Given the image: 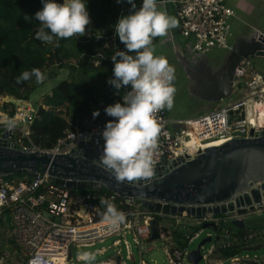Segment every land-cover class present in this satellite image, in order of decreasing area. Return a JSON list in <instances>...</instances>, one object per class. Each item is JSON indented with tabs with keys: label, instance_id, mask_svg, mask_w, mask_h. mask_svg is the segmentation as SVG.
<instances>
[{
	"label": "built area",
	"instance_id": "built-area-1",
	"mask_svg": "<svg viewBox=\"0 0 264 264\" xmlns=\"http://www.w3.org/2000/svg\"><path fill=\"white\" fill-rule=\"evenodd\" d=\"M122 4L121 16L130 12L131 9V7H125L127 3ZM161 4L174 9L179 22V33L189 46L187 55L190 58L206 57L214 48L229 51L232 49L227 39L230 35L229 22L232 18H236V13L227 6L226 0H163ZM140 6L141 3H138L137 8ZM116 39L114 32L112 41L116 42ZM99 59L100 63H97ZM105 60L104 55H98L94 64L100 66ZM169 65L172 66L170 63ZM248 70L253 74V80L248 84L252 93L245 100L187 121L169 120L167 109L155 114L160 124V133L153 151L154 174L165 167L171 168L170 171L180 167L183 163L195 159L200 153L209 149L208 146L212 144H226L240 139H256V135L264 132V103L262 101L260 103L262 110H257L251 105L256 98L264 99V77L246 62L239 66L237 76L243 80ZM258 88L261 91H258ZM127 90L129 89H125V94ZM1 99L4 105L0 112V132L11 130L13 137L9 141L27 152L69 155L72 150L80 146L87 150L89 148L103 149L104 141L101 133L105 125L88 121L85 127L75 126L74 130L68 132L51 150L42 151L32 145L27 146L24 141L28 139L30 142V126L37 111L31 107L30 103L22 102L19 106L23 108L15 107V115L11 117L12 108L5 109L4 106L8 103L4 98ZM241 108L245 109L244 119L240 114L231 115V113L240 111ZM10 120L15 125L11 129L7 126ZM20 124H26L28 127L20 128ZM253 130L255 136L252 137ZM146 179L129 183L138 185L139 181L146 183ZM261 185L258 184L255 188L260 189ZM82 190L84 189H68L65 185H57L48 173L42 172L36 173L32 180L1 179L0 264H6L12 256L7 252L2 253L5 247H11L10 243H14L25 253L20 264H85L78 258L79 255L76 256L75 263L73 262V249H90L98 244H104L107 240H114L111 248L115 250L116 257L94 264H134L136 259L132 244L139 254L137 264H156L153 261H147L145 255L153 252L158 242L162 243L169 264H191L189 262L190 247L180 250L176 246L174 238L176 230L198 229L189 242L191 246L194 241L201 238L203 227L206 224H214L220 228L232 222L244 223L250 216L264 215V197L262 205L255 204L254 212L249 210L246 215L216 217L212 213H207L204 218L198 219L187 216V213H183L182 216H171L152 212L144 208L139 201L122 199L109 191V193H93L82 192ZM107 204H113L126 216L125 222L116 231L110 230L104 222L103 217ZM6 213L11 214L13 225L12 234L8 237L6 233L9 229L4 223ZM154 221L158 223L159 238L151 242ZM225 234L228 238L231 236L228 231H225ZM128 237L132 239V244ZM256 240L261 241L254 244ZM233 241L236 242L237 239ZM244 241L245 248L263 246L264 229L257 232L249 230ZM210 245L206 254L203 251L207 245L202 247L205 262L210 261L217 249L215 243ZM111 248L96 251L94 254L103 256ZM248 261L259 262L251 259L242 260L241 257L224 262L245 264Z\"/></svg>",
	"mask_w": 264,
	"mask_h": 264
},
{
	"label": "water",
	"instance_id": "water-1",
	"mask_svg": "<svg viewBox=\"0 0 264 264\" xmlns=\"http://www.w3.org/2000/svg\"><path fill=\"white\" fill-rule=\"evenodd\" d=\"M264 60V32L255 30L246 37L239 38L218 66L210 65L207 57L178 59L191 81V93L204 102L220 103L234 95L235 87L242 82L237 76L241 63L252 65L251 60ZM196 63V64H195ZM5 102L18 107L22 102L6 97ZM245 118V109L231 113ZM251 136H255L254 130ZM257 138L240 139L220 147L206 149L195 159L183 163L170 171L161 169L146 183L139 181L132 185L128 181H118L114 173L98 165L103 149L89 150L78 147L69 155H51L40 152H27L11 143V130L0 132V180L8 177L30 176L48 173L57 185L68 189L104 188L122 199H133L157 213L171 216H187L202 219L207 213L214 216L246 215L254 212L255 204L262 205L264 197V132ZM262 184L260 189L256 185ZM263 192V193H262ZM246 207H250L247 209ZM264 218V215L255 217ZM4 223L12 230V216L6 213ZM157 221L152 223L151 242L158 240ZM232 228L244 230V223L232 222ZM203 230L216 232L217 226L206 224ZM221 232L222 229H219ZM214 235L204 238L189 255L191 264L203 261L202 247L213 244ZM264 246L245 248L244 252H258ZM12 247H5L2 253H13ZM119 261V259H117ZM245 264H261L248 261Z\"/></svg>",
	"mask_w": 264,
	"mask_h": 264
},
{
	"label": "trees",
	"instance_id": "trees-1",
	"mask_svg": "<svg viewBox=\"0 0 264 264\" xmlns=\"http://www.w3.org/2000/svg\"><path fill=\"white\" fill-rule=\"evenodd\" d=\"M58 2L62 3L63 0ZM42 7L41 0H0V98L11 97L30 103L31 95L42 83H37L33 78L17 84L16 78L23 71L37 68L46 75L53 68H59L69 73L68 78L46 98V106L37 107L36 117L30 126V142L28 139L24 141L27 146L45 151L55 148L59 140L75 126L85 127L87 121L106 125L113 118L108 117L104 109L117 102L122 103L125 89L117 92L113 86L106 87L105 84L106 78L113 75L112 55L117 50H124L118 36L116 42L112 41L114 25L121 17L122 3L117 4L116 0H87L91 24L86 28V34L61 39L59 47L34 39L41 26L35 20V13ZM98 55H104L106 60L100 66H95ZM9 107L12 108L13 117L16 108L10 104L4 106L5 109ZM96 110L100 111V115L93 119L92 113ZM16 179L32 180V177L15 175L5 178ZM83 191L109 193L106 189ZM247 229H234L229 224L218 228L214 241L217 249L213 258L228 261L239 257L245 248L244 237L249 230L259 231L257 227ZM197 230H176L174 238L177 248H189V242ZM225 231L230 233L231 238L227 237ZM235 238L236 242L233 241ZM10 246L13 247L14 243H10Z\"/></svg>",
	"mask_w": 264,
	"mask_h": 264
},
{
	"label": "clouds",
	"instance_id": "clouds-1",
	"mask_svg": "<svg viewBox=\"0 0 264 264\" xmlns=\"http://www.w3.org/2000/svg\"><path fill=\"white\" fill-rule=\"evenodd\" d=\"M41 3L42 10L35 13V20L41 26L34 39L59 47L61 39L86 34V28L91 24L87 0H63L62 3L41 0ZM116 3H127L131 9L114 25L124 50H117L112 55L113 77L107 83L117 92L129 90L122 103L104 109L105 114L113 119L106 123L101 133L104 145L97 163L114 173L118 181L133 182L154 174L153 151L160 133L155 114L164 109L171 110L176 93L175 70L165 57L155 55L153 40L167 36L178 22L158 7V0H141L139 8L136 0H116ZM96 62L100 63V59ZM33 78L37 83H43L46 75L33 68L23 71L16 83L22 84ZM99 115V110L92 113L93 119ZM7 126L11 129L15 125L10 120ZM103 219L110 230L116 231L126 216L113 204H107ZM78 258L85 264H94L96 260L95 254L87 251Z\"/></svg>",
	"mask_w": 264,
	"mask_h": 264
},
{
	"label": "rangeland",
	"instance_id": "rangeland-1",
	"mask_svg": "<svg viewBox=\"0 0 264 264\" xmlns=\"http://www.w3.org/2000/svg\"><path fill=\"white\" fill-rule=\"evenodd\" d=\"M241 0H226V4L229 8L235 11L236 18H232L229 22L230 25V35L228 36V45L232 48L236 41L241 37L248 36L249 33L255 31L256 29L261 30L264 32V0H246V2L242 5ZM166 36L165 37H157L153 40V46L155 47V55L165 57L168 62L172 65L175 70V80H174V87L176 88V93L174 96V103L171 110H168V118L169 120L176 122V121H187L192 119H197L201 116L208 115L220 108H224L229 104H233L240 100H245L250 97L251 89L249 88L248 84H250L253 80V74L251 71L248 70L246 76L242 80L240 84H237L235 87L234 95L228 99L221 101L220 103H210L201 101L198 98H195L191 93V81L188 75L185 73L182 65L179 63L178 59H176L174 51L172 49V45L166 43ZM180 43L183 47V50H188L189 46L188 43L180 37ZM119 48V46H118ZM229 50H222L218 48H214L210 53L206 55L207 60L209 61L210 65L213 67H218L226 58ZM252 66L256 68V71L264 77V60L255 59L251 60ZM69 73L65 70H61L59 68H53L52 70L48 71L46 74L45 81L39 85L36 92H34L30 97V104L33 109H37L39 106H46V98L52 95L53 90L65 79H67ZM113 75H110L106 78L105 84L106 87H109L107 81L112 78ZM242 84V85H241ZM262 87V86H261ZM260 87V88H261ZM258 88V91L261 89ZM260 89V90H259ZM5 100V98H4ZM261 101L264 103V99L256 98L251 105L253 108L257 110H262L260 107ZM2 105L3 100L0 98V112H2ZM18 108H23L22 106H18ZM17 108V109H18ZM92 122V121H91ZM20 128H27L28 125L20 124ZM88 190V189H84ZM257 215L247 217L248 221V229H252V223H256L258 220ZM213 232L212 230H205L200 239L194 241L191 246L190 250H195L201 241L206 238V236ZM12 231L9 229L6 233V237L10 236ZM128 240L132 244V239L128 237ZM114 240H107L104 244H98L93 248L90 249H73L74 260L77 255L81 254L84 251L95 253L96 251H101L102 249L111 248L113 245ZM211 245H207L204 249L203 253L206 254L207 250ZM264 246V243H263ZM133 252L135 254V259L138 261L139 254L138 251L135 249L134 245L132 244ZM13 253L9 260H7L6 264H20L21 258L24 257V252L21 250L17 245L13 247ZM124 258L126 257L125 249L123 248ZM115 250L110 249L107 253L103 256H96V260L94 263L106 261L109 259L115 258ZM239 257L242 260L251 259V260H258L261 264H264V248L258 252H244ZM145 259L147 261H153L156 264H169L163 250L162 243L158 242L155 244V250L151 252L149 255H145ZM131 264V263H129ZM200 264H207L206 262L202 261ZM225 264H231L227 262ZM242 264V263H239Z\"/></svg>",
	"mask_w": 264,
	"mask_h": 264
},
{
	"label": "crops",
	"instance_id": "crops-1",
	"mask_svg": "<svg viewBox=\"0 0 264 264\" xmlns=\"http://www.w3.org/2000/svg\"><path fill=\"white\" fill-rule=\"evenodd\" d=\"M161 1H163V0H158V7L160 8V9H162V10H166L167 12H168V14L169 15H171V16H173V17H175L176 18V20H177V17H176V14H175V11H174V9L172 8V7H170V6H165V5H162L161 4ZM242 2H246V0H244V1H242ZM138 3H141V0H136V4H138ZM244 3H242V5H241V8L243 7V4ZM128 7H131V5H127ZM129 14V12H127L126 14H124V15H128ZM123 15V16H124ZM177 22H178V20H177ZM256 30H259V29H256ZM180 37H181V35H180V33H179V22H178V26L175 28V29H172L171 31H170V33L166 36V43H168L169 45H172L173 47H172V49H173V51H174V54H175V57H176V59H180V56L182 55V56H184L186 59H188L190 56L189 55H187V50H183V47H182V45H181V43H180ZM182 38V37H181ZM157 39V38H156ZM183 39V38H182ZM251 67H253L252 65H251ZM254 68V67H253ZM255 70H256V68H254ZM258 73V72H257ZM16 100V99H15ZM258 221L256 222V223H252L253 224V226H255V227H257L258 228V230L259 231H261V230H263L264 229V218H261V219H257ZM250 231H252V230H250ZM204 232V231H203ZM203 234V233H202ZM210 235H214V236H216L215 235V232H211V233H209L206 237H208V236H210ZM202 236V235H201ZM215 246H216V244H215ZM216 248H217V246H216ZM137 260H136V262L134 263V264H137ZM205 262V261H204ZM207 264H225V263H227V262H224L223 260H218V259H215V258H213V256L211 257V259H210V261L209 262H206Z\"/></svg>",
	"mask_w": 264,
	"mask_h": 264
},
{
	"label": "bare ground",
	"instance_id": "bare-ground-1",
	"mask_svg": "<svg viewBox=\"0 0 264 264\" xmlns=\"http://www.w3.org/2000/svg\"><path fill=\"white\" fill-rule=\"evenodd\" d=\"M252 121V123H254L253 122V120H251ZM224 143H218V144H212L211 146H208V147H210V148H215V147H220V145H223Z\"/></svg>",
	"mask_w": 264,
	"mask_h": 264
},
{
	"label": "flooded vegetation",
	"instance_id": "flooded-vegetation-1",
	"mask_svg": "<svg viewBox=\"0 0 264 264\" xmlns=\"http://www.w3.org/2000/svg\"><path fill=\"white\" fill-rule=\"evenodd\" d=\"M192 61L196 62V59H193ZM196 64V63H195Z\"/></svg>",
	"mask_w": 264,
	"mask_h": 264
}]
</instances>
